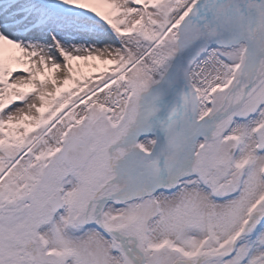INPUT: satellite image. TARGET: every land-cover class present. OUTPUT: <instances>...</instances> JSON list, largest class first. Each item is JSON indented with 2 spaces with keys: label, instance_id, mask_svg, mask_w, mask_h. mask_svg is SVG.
<instances>
[{
  "label": "snow or ice",
  "instance_id": "6c2138e0",
  "mask_svg": "<svg viewBox=\"0 0 264 264\" xmlns=\"http://www.w3.org/2000/svg\"><path fill=\"white\" fill-rule=\"evenodd\" d=\"M0 264H264V0H0Z\"/></svg>",
  "mask_w": 264,
  "mask_h": 264
}]
</instances>
